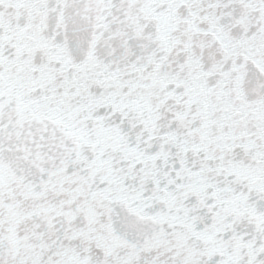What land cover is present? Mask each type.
Instances as JSON below:
<instances>
[{
	"label": "snow or ice",
	"instance_id": "snow-or-ice-1",
	"mask_svg": "<svg viewBox=\"0 0 264 264\" xmlns=\"http://www.w3.org/2000/svg\"><path fill=\"white\" fill-rule=\"evenodd\" d=\"M0 264H264V0H0Z\"/></svg>",
	"mask_w": 264,
	"mask_h": 264
}]
</instances>
